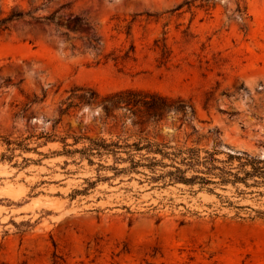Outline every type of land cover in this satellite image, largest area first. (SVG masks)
Wrapping results in <instances>:
<instances>
[{"label": "rangeland", "instance_id": "374dc122", "mask_svg": "<svg viewBox=\"0 0 264 264\" xmlns=\"http://www.w3.org/2000/svg\"><path fill=\"white\" fill-rule=\"evenodd\" d=\"M18 11L60 26L0 29V264H264V186L172 183L205 174L127 147L264 156V0H0ZM126 89L193 113L106 114Z\"/></svg>", "mask_w": 264, "mask_h": 264}, {"label": "trees", "instance_id": "16d2710c", "mask_svg": "<svg viewBox=\"0 0 264 264\" xmlns=\"http://www.w3.org/2000/svg\"><path fill=\"white\" fill-rule=\"evenodd\" d=\"M26 17L31 20H43L47 24L54 23L53 15L39 19L34 18L29 11H18L2 16L0 18V29L7 30L10 22L24 20ZM54 24L60 26L58 22ZM101 106L106 114L118 109L129 112L133 116L134 125H143L145 123L158 124L164 119L165 114L170 112L175 115L180 114V119H186L189 113H193L190 104L181 98H170L156 92L133 89L121 90L104 97L101 101ZM127 147L134 148V151L137 153L145 150L146 154H159L161 160L169 158L174 163L178 160L187 169L200 167V171L197 172L205 174V176L192 175L185 177L182 175L184 171L177 165H173L174 171L168 173L172 183L186 185H193L197 182L201 184L218 183L223 186L242 184L246 188L264 186V158H256L243 153L237 155L227 154L225 160H218L214 157V152L203 151V156L200 155L202 150L191 148L177 150L176 152H165L163 149L166 146L163 145L160 148L157 144L150 143L149 141H146L144 144L140 142L132 143ZM153 147L155 148L153 149ZM127 154L130 155V153ZM161 160L153 157L150 160V164H141L139 161H133V159H130V162H132L131 168L140 165L152 169V167L158 164L164 166ZM216 162L221 164L218 165ZM212 178L217 180L213 181Z\"/></svg>", "mask_w": 264, "mask_h": 264}, {"label": "water", "instance_id": "95a60500", "mask_svg": "<svg viewBox=\"0 0 264 264\" xmlns=\"http://www.w3.org/2000/svg\"><path fill=\"white\" fill-rule=\"evenodd\" d=\"M259 157H260V158H264V156H262V154H259Z\"/></svg>", "mask_w": 264, "mask_h": 264}]
</instances>
